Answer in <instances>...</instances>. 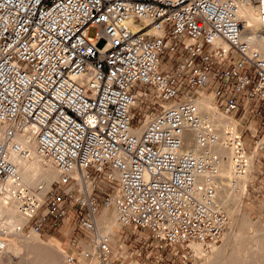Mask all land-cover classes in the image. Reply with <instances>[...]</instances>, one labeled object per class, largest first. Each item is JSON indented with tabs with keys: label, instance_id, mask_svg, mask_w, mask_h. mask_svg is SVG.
<instances>
[{
	"label": "built area",
	"instance_id": "2783aa9c",
	"mask_svg": "<svg viewBox=\"0 0 264 264\" xmlns=\"http://www.w3.org/2000/svg\"><path fill=\"white\" fill-rule=\"evenodd\" d=\"M238 1L0 0V187L25 216L19 233L72 219L85 237L67 256L88 264H198L212 251L229 222L217 151L231 152L233 182L253 148L264 160V56L241 37ZM16 135L58 171L41 199L10 160ZM261 169L247 183L257 193ZM109 206L134 230L114 244L125 257L96 225ZM6 242L0 218V256Z\"/></svg>",
	"mask_w": 264,
	"mask_h": 264
},
{
	"label": "bare ground",
	"instance_id": "6f19581e",
	"mask_svg": "<svg viewBox=\"0 0 264 264\" xmlns=\"http://www.w3.org/2000/svg\"><path fill=\"white\" fill-rule=\"evenodd\" d=\"M237 3L239 18L245 23L244 30L242 29L241 32V37L249 41L251 47L264 56V17L262 14L264 9L262 5L259 4L257 7H253L252 2L248 0H239ZM209 101L210 96L201 97V106L207 107ZM220 122L224 123V121ZM1 127L0 138H2L4 129L3 126H0V128ZM13 143L18 144L23 150V153L12 151L10 160L16 166L23 183L29 186V190L38 199H41L46 189L49 188L50 182L57 177L58 171L54 169V164L50 159L44 158L38 153L35 139L32 138V136L16 135L13 139ZM184 144L185 149H193L189 138L185 140ZM261 144H264V137L259 142V145ZM254 149V153L244 173L237 179V185L240 187L242 195L246 191L251 169L255 163L257 147ZM217 155L220 158L218 164L219 178L217 180L218 199L226 208L227 212L230 213L233 208L227 206V202L231 197L228 187L231 186V179L233 177L234 159L231 152L225 149L218 150ZM102 210L99 217L96 219V225L99 232L107 234L114 245L117 241L115 229H117L120 224L116 208L114 206H109ZM0 218L2 219L3 226L7 233L6 248L4 254L0 256V264H80L78 260L71 262L67 254L65 255L64 252L60 250L59 244L54 240L43 243V241L38 238L37 233L34 232H32L33 234L31 237L20 235L17 228L25 223V216L19 208V202L15 196L14 190L8 187H0ZM13 219L16 221H11ZM248 223L249 220H245L243 226H246ZM231 227L232 225L230 224V229L226 234L221 249L219 248L218 251H215L212 255L204 256L206 259L204 264H248L247 261L249 258L264 256V236L262 235L263 237H260V235L257 234V237H254L253 244L255 247L253 249L255 250H250V253L246 256L243 254L245 257L241 256L242 259L238 261L236 245L240 239L244 237V233L242 231H235V228L232 230ZM44 244H46L47 247H43ZM21 245L25 248L23 254H20L22 249ZM197 250L200 251L198 247ZM80 260L84 261L82 258ZM86 262L88 264V261Z\"/></svg>",
	"mask_w": 264,
	"mask_h": 264
},
{
	"label": "rangeland",
	"instance_id": "374dc122",
	"mask_svg": "<svg viewBox=\"0 0 264 264\" xmlns=\"http://www.w3.org/2000/svg\"><path fill=\"white\" fill-rule=\"evenodd\" d=\"M257 5L258 4L252 3L253 7H257ZM244 26H245V23L242 22V29L243 30H244ZM94 31H95L94 28H91L89 30V34L92 36L94 34ZM1 129H2V127L0 128V130ZM254 150L255 149L253 148L252 151H254ZM257 156H258V152H257V155H255V161L257 159ZM258 159H260V162H257L256 164L254 163V165L251 169L250 178L248 179V182L252 181L255 178V175L258 174L260 171H263V169H261V165L264 162V160L262 157H259ZM253 168H254L255 173H253ZM54 169H56L55 166H54ZM56 178H54V179H56ZM263 178L264 177H259L258 180L260 182H262ZM235 180H236V182H233L234 181V175H233V177L231 179V186L228 187L229 195L231 197H230V200L227 202L228 203L227 206H229L233 209H232V212H230V213L227 212L228 217H229V222H228L227 228L225 230V233L223 235V238L212 249V251L203 255V258L200 260V262L198 264H204V262L206 261L204 256L212 255L215 251H218L219 248L221 249L223 242H224V239L226 237V234L230 229V224L232 225V227H231L232 230H234V228H235V231H237V232L242 231L244 233V237L242 239H240V241L236 245V251L238 253L237 254V256H238L237 260L238 261L241 260L242 257H245L247 254H249L250 250L251 251L255 250V249H253V248H255L253 244H254V239L257 237L256 236L257 234L260 235V237L264 236V234H263L264 233V189L262 188L261 189L262 192L257 193L252 189V187H248V188L246 187V191L242 195L240 192V187L237 185L238 180L237 179H235ZM24 185L29 188V186L27 184H24ZM99 215H98V217H99ZM245 220H249V223L246 226H243V224L245 223ZM11 221L15 222L16 220L13 219ZM119 227L117 229H115L116 239H118V235H122L121 233H124V235L125 234L130 235L132 238L131 234H133V232H134V230L132 228L121 227L120 224H119ZM32 234L33 233L29 229V226H26L24 228V230L20 233V235L24 236V237L25 236L31 237ZM37 236L39 239H41L43 241V243H45L49 240L56 241L59 244L60 250L62 252H64L65 255L66 254H68V255L72 254L74 251L70 247V241L73 239V237H76L79 240H83L85 237L83 233L77 231L76 225L74 224L72 219L65 220L58 227V229H56L54 231H51L45 235L37 234ZM129 243H131V242H129ZM125 245L129 246V244H125ZM125 245L123 248L127 247V246L125 247ZM116 246L114 247V245H113V248L115 250V257H119L120 255L125 257V253L122 252V250H120V248L116 247ZM21 247H22V249H21L20 254H23L25 248L23 245H21ZM43 247H47L46 244H44ZM127 248H129V247H127ZM74 249H76V248H74ZM253 258H255V259H253ZM80 259L81 258L78 259L80 264H87L86 260L83 261ZM119 261L121 262V264H128V263L131 264L134 261V259L119 258ZM247 263L248 264H262V263H264V256L251 257V258H249Z\"/></svg>",
	"mask_w": 264,
	"mask_h": 264
}]
</instances>
